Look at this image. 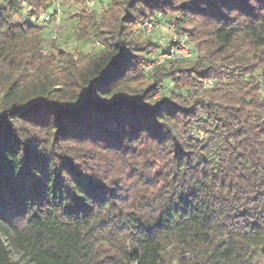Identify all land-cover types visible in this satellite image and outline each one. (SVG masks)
<instances>
[{"label": "trees", "instance_id": "trees-1", "mask_svg": "<svg viewBox=\"0 0 264 264\" xmlns=\"http://www.w3.org/2000/svg\"><path fill=\"white\" fill-rule=\"evenodd\" d=\"M52 1L0 0V264H254L264 0H65L79 57L15 19ZM158 13L198 55L145 73Z\"/></svg>", "mask_w": 264, "mask_h": 264}, {"label": "built area", "instance_id": "built-area-1", "mask_svg": "<svg viewBox=\"0 0 264 264\" xmlns=\"http://www.w3.org/2000/svg\"><path fill=\"white\" fill-rule=\"evenodd\" d=\"M65 0H53L51 7L46 11H41L37 15L30 12V9L22 4V14L17 17L20 22H28L34 26L48 28L53 24H56L62 15L63 3ZM84 8L86 13H92L95 10L94 0H85ZM164 17L158 13L155 19H149L139 26V32L141 35H149L153 28L162 29L160 19ZM166 23V30L169 34L168 40L160 38L159 46L160 50L155 58H153L146 66L145 73L150 71L153 67L164 64L166 61L173 60H188L197 57V51L193 44L188 42L186 35L179 34L176 27L168 22ZM57 25V24H56ZM48 39L53 42L59 41L58 31L55 29L49 32ZM211 86V82L205 83V87Z\"/></svg>", "mask_w": 264, "mask_h": 264}, {"label": "rangeland", "instance_id": "rangeland-1", "mask_svg": "<svg viewBox=\"0 0 264 264\" xmlns=\"http://www.w3.org/2000/svg\"><path fill=\"white\" fill-rule=\"evenodd\" d=\"M98 1L99 2L97 3L96 8L99 11L105 7L107 0H98ZM79 10H81V6H68V4H65V6L63 7L62 12H61L62 15L60 17V20L56 23L57 25L53 24L52 26H50L49 30L46 31V34H45V36H47L48 35L47 33L52 32L53 30L56 29L58 31L60 39L58 42H53V44L50 43L49 39L45 40L47 46H53L55 48V50H62V51L67 52V53H73L77 57L82 56V55L98 54V52L102 49V44L100 43V41L90 40V41L78 42L75 39L74 26L76 23V21H75L76 19L74 16L76 15V13ZM152 18L155 19L156 15L153 16ZM15 19L19 20L17 17H15ZM160 22H161L160 24H162L161 25L162 29L153 28L151 30V33L149 35H146V36L145 35L143 36L139 33L138 34L139 40L145 41V42H151L153 44H157L158 46H159L158 41L160 40L161 37H163L164 40H168L169 34L165 28L166 23H164V22H167V18L164 17L163 19H160ZM181 34L186 35L185 33H181ZM159 50H160V46H159ZM158 52H157V54H158ZM155 57L156 56H154L153 58H155ZM167 83H168V80L165 82V84H167ZM159 95H160V92L155 95V98H157ZM2 239L5 241V238H2ZM6 244H7V242H6ZM8 249L10 250L11 260L12 261L17 260L18 259V253L9 246H8ZM263 251H264V249H263ZM253 263L254 264H264V256L262 254H260L256 258L254 257Z\"/></svg>", "mask_w": 264, "mask_h": 264}]
</instances>
